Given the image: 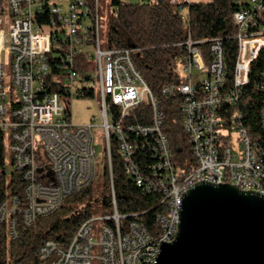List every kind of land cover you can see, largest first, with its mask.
I'll use <instances>...</instances> for the list:
<instances>
[{"label": "built area", "instance_id": "obj_1", "mask_svg": "<svg viewBox=\"0 0 264 264\" xmlns=\"http://www.w3.org/2000/svg\"><path fill=\"white\" fill-rule=\"evenodd\" d=\"M167 1L182 10L192 3ZM101 8V0H0V173L15 172L25 182L23 204L17 195L7 197L0 205V222H8L9 236L15 239L17 213L30 227L95 181L98 127L75 126L67 115V101L91 89L100 95L112 212L91 216L66 245L45 241L40 258L48 264H92L93 259L100 264H157L160 247L177 238L183 198L195 185L230 184L264 195V149L235 108L264 50V0H249L248 7L234 15L238 55L231 84L222 37L194 40L189 35L179 44L186 53L179 70L187 81L169 84L163 92L183 99V128L196 160L186 175L175 161L171 139L163 129L164 115L135 66L132 49L102 48ZM83 56L87 61L78 70L75 61L79 57L80 63ZM55 85L64 93L54 91ZM144 103L151 107V122L127 123L131 112ZM261 124L264 128V103ZM234 131L240 143L237 151L231 144ZM111 134L116 136L126 174L138 187L160 195L151 226L140 214L129 218L118 213ZM141 136L148 138L155 152L152 177L138 164Z\"/></svg>", "mask_w": 264, "mask_h": 264}, {"label": "trees", "instance_id": "obj_2", "mask_svg": "<svg viewBox=\"0 0 264 264\" xmlns=\"http://www.w3.org/2000/svg\"><path fill=\"white\" fill-rule=\"evenodd\" d=\"M249 0H211L191 3L188 16L182 9L171 6L167 0H113L109 16L108 47L132 49L135 66L149 85L159 102L164 115V131L169 135L175 161L184 175L196 167V160L190 150L188 137L183 128L181 95L170 97L163 92L169 84L187 81L180 73L179 66L186 53L180 43L189 35L194 40L222 37L225 47L228 84L232 83L234 66L238 55V45L234 36L238 28L234 19L237 11L247 8ZM59 59V56L56 57ZM87 61L79 57L75 66ZM57 63L65 62L58 60ZM90 63V62H89ZM85 67V65H81ZM264 50L254 62L249 83L243 88L238 105L244 126L264 149V128L261 124V109L264 103ZM54 91L64 93L63 87L55 85ZM66 94V93H65ZM68 97L69 94H66ZM93 90L86 89L79 97H93ZM67 115L72 117L71 102L67 101ZM127 123L148 124L151 122V107L144 103L135 108ZM138 164L144 166L145 175L152 177L151 164L155 162L154 149L148 138H138ZM112 178L114 182L118 213L131 218L140 214L148 226L154 224L160 195L138 187L135 179L126 174L122 156L118 150L116 136L110 137ZM0 140V154H2ZM0 161H3L0 156ZM25 182L21 175L12 172L0 173V205L11 195H17L24 202ZM111 174L108 159L104 165L103 190L95 191L94 182L87 188L68 197L62 206L48 216L38 217L34 223L25 226L22 215L17 213L18 236H9L8 222H0V264H48L40 258V248L47 240H55L66 245L74 238L79 227L91 215V205L102 203L104 210L112 212Z\"/></svg>", "mask_w": 264, "mask_h": 264}, {"label": "water", "instance_id": "obj_3", "mask_svg": "<svg viewBox=\"0 0 264 264\" xmlns=\"http://www.w3.org/2000/svg\"><path fill=\"white\" fill-rule=\"evenodd\" d=\"M157 264H264V195L201 183L182 201L179 232Z\"/></svg>", "mask_w": 264, "mask_h": 264}, {"label": "rangeland", "instance_id": "obj_4", "mask_svg": "<svg viewBox=\"0 0 264 264\" xmlns=\"http://www.w3.org/2000/svg\"><path fill=\"white\" fill-rule=\"evenodd\" d=\"M138 1V0H132ZM211 0H190L193 3H202L210 2ZM101 28H100V40L101 46L103 49L108 47V29H109V16L112 12V0H101ZM182 13L185 17L188 16V8L186 7ZM7 76L10 77V69L7 68ZM71 113H72V122L75 126H84V125H94L97 126L95 130V149H96V159L98 163V172L97 178L94 181L95 191L102 189L103 190V174H104V165L106 161V147L107 141L103 129L100 127L103 118L101 112V101L99 92L96 96L93 97H73L71 102ZM238 133L233 132V140L231 141L234 151L239 149V141L237 139ZM10 206V203H9ZM92 217L100 218L107 211L104 210L102 203H93L90 208ZM98 223V222H97ZM96 223V224H97ZM95 254L98 255L99 249L96 247L94 249ZM92 264H100L98 259H93Z\"/></svg>", "mask_w": 264, "mask_h": 264}]
</instances>
